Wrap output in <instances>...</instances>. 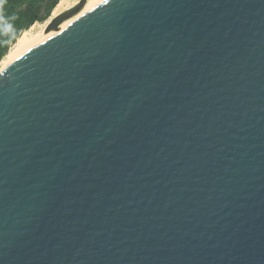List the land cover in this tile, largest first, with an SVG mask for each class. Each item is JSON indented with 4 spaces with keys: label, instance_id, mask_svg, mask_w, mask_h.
Segmentation results:
<instances>
[{
    "label": "water",
    "instance_id": "obj_1",
    "mask_svg": "<svg viewBox=\"0 0 264 264\" xmlns=\"http://www.w3.org/2000/svg\"><path fill=\"white\" fill-rule=\"evenodd\" d=\"M0 264H264V0H101L6 63Z\"/></svg>",
    "mask_w": 264,
    "mask_h": 264
},
{
    "label": "trees",
    "instance_id": "obj_2",
    "mask_svg": "<svg viewBox=\"0 0 264 264\" xmlns=\"http://www.w3.org/2000/svg\"><path fill=\"white\" fill-rule=\"evenodd\" d=\"M59 0H0V60L34 22L49 17Z\"/></svg>",
    "mask_w": 264,
    "mask_h": 264
},
{
    "label": "bare ground",
    "instance_id": "obj_3",
    "mask_svg": "<svg viewBox=\"0 0 264 264\" xmlns=\"http://www.w3.org/2000/svg\"><path fill=\"white\" fill-rule=\"evenodd\" d=\"M101 0H86L81 9L72 17L64 20L56 30H47L46 26L49 23L50 19L54 16L64 12L73 6H75L78 0H59L57 4L53 7L50 16L39 26L38 31H34L31 27L29 29L24 30L13 42L11 47L8 49L7 53L2 57L0 60V70L2 67L8 63L11 59L15 58L19 54H21L25 49L30 47L31 45L49 37L60 29H62L66 24L74 20L76 17L81 15L84 11L94 6L96 3L100 2Z\"/></svg>",
    "mask_w": 264,
    "mask_h": 264
},
{
    "label": "rangeland",
    "instance_id": "obj_4",
    "mask_svg": "<svg viewBox=\"0 0 264 264\" xmlns=\"http://www.w3.org/2000/svg\"><path fill=\"white\" fill-rule=\"evenodd\" d=\"M51 14V13H50ZM50 16V15H49ZM1 16H0V21H1ZM46 20V19H45ZM45 20H42V21H36V22H34L29 28H31V27H34L33 28V30L36 32V31H38L39 30V26L42 24V23H44L45 22ZM28 28V29H29ZM13 44V43H12ZM11 44V45H12ZM11 47V46H10Z\"/></svg>",
    "mask_w": 264,
    "mask_h": 264
},
{
    "label": "snow or ice",
    "instance_id": "obj_5",
    "mask_svg": "<svg viewBox=\"0 0 264 264\" xmlns=\"http://www.w3.org/2000/svg\"><path fill=\"white\" fill-rule=\"evenodd\" d=\"M105 2H107V0H105Z\"/></svg>",
    "mask_w": 264,
    "mask_h": 264
}]
</instances>
